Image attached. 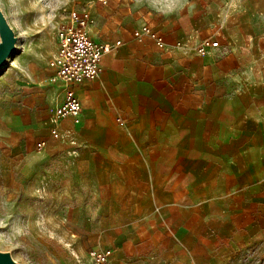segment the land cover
Wrapping results in <instances>:
<instances>
[{"label": "crops", "instance_id": "0c3cea01", "mask_svg": "<svg viewBox=\"0 0 264 264\" xmlns=\"http://www.w3.org/2000/svg\"><path fill=\"white\" fill-rule=\"evenodd\" d=\"M92 11L91 35L115 48L77 87L79 123L56 118L50 60L24 52L0 81L3 194L57 189L113 264H264V0ZM204 39L219 45L201 54Z\"/></svg>", "mask_w": 264, "mask_h": 264}, {"label": "rangeland", "instance_id": "374dc122", "mask_svg": "<svg viewBox=\"0 0 264 264\" xmlns=\"http://www.w3.org/2000/svg\"><path fill=\"white\" fill-rule=\"evenodd\" d=\"M92 0H0L19 38L17 50L0 69V81L17 67L18 57L30 53L50 60L56 50L57 30L66 11ZM155 9L172 10L184 0H132ZM0 189V250L20 264H92L86 237L76 234L68 214L75 204L65 203L59 191L45 190L16 198ZM10 194V193H9ZM13 195V194H12ZM12 200V201H10Z\"/></svg>", "mask_w": 264, "mask_h": 264}, {"label": "built area", "instance_id": "2783aa9c", "mask_svg": "<svg viewBox=\"0 0 264 264\" xmlns=\"http://www.w3.org/2000/svg\"><path fill=\"white\" fill-rule=\"evenodd\" d=\"M99 1L106 3V0ZM95 23L91 1L85 6L73 7L66 11L58 26L57 51L49 61L50 67L55 70V80L60 79L66 85L64 98L55 111L58 121L71 119L76 124L81 121L83 105L77 87L86 81L98 79L103 69L105 55L115 48L109 43L96 40L91 35L90 29ZM135 34L140 39L143 35H150L157 39L161 47L164 45L162 38L149 26H144L142 31L136 30ZM218 45V41L204 39L198 52L204 54L209 47ZM51 135L59 138L61 131L54 127ZM45 144V141H41L37 146L42 149ZM89 256L92 264H113L111 251L99 245L90 248Z\"/></svg>", "mask_w": 264, "mask_h": 264}, {"label": "water", "instance_id": "95a60500", "mask_svg": "<svg viewBox=\"0 0 264 264\" xmlns=\"http://www.w3.org/2000/svg\"><path fill=\"white\" fill-rule=\"evenodd\" d=\"M19 38L9 23L0 5V69L9 61L10 57L17 50ZM0 264H20L10 252L0 250Z\"/></svg>", "mask_w": 264, "mask_h": 264}]
</instances>
